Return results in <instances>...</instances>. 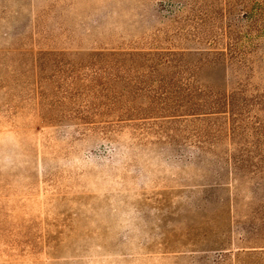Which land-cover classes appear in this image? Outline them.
<instances>
[{"label": "rangeland", "instance_id": "374dc122", "mask_svg": "<svg viewBox=\"0 0 264 264\" xmlns=\"http://www.w3.org/2000/svg\"><path fill=\"white\" fill-rule=\"evenodd\" d=\"M111 2L99 24L105 0H0V264H231L189 249L209 247L215 216L223 227L225 181L249 231L233 246L264 244V0ZM172 2L192 9L201 111L242 98L230 124L167 119L156 83L121 94L102 73L110 47L148 46V6Z\"/></svg>", "mask_w": 264, "mask_h": 264}, {"label": "trees", "instance_id": "16d2710c", "mask_svg": "<svg viewBox=\"0 0 264 264\" xmlns=\"http://www.w3.org/2000/svg\"><path fill=\"white\" fill-rule=\"evenodd\" d=\"M125 2L126 0H121V3ZM147 10V15L145 13L142 15L144 16L143 21L145 20L144 23L148 22L149 25L153 24L154 26L152 29L153 36L146 43L148 46L135 48L134 46H122L121 44L110 47V52L105 54L110 59L104 63L102 73H105L109 80L116 83L115 91H121V94L128 93L132 78L137 85L156 83V93L152 95V98L163 103V109L169 113L167 119H177L186 123L187 121L192 122L195 119L215 114L214 116H220L216 119L222 118L227 124L234 121L236 115L242 111V98L234 91L225 94L223 104L226 109L224 110L201 111L200 108L203 103H197L195 100L196 88L193 86L192 81L188 79V76H192L191 71L196 66V63L190 57L193 48L182 45L183 41L187 40L186 33H192L189 28L185 27L192 26L193 18L189 13L192 9L188 11V21L182 15L184 8L177 2L169 3L165 8H156L149 5ZM118 11L117 2L105 0L104 11H100L94 22L103 23L106 21L105 19L115 17ZM169 28H173V30L169 31ZM131 59L132 61L135 60V63L138 59L144 60L147 69L131 71ZM83 77L96 79V74H85ZM86 89L89 92L92 91V94H96V96L99 93L98 89H89L88 86H86ZM227 186L228 181H225L223 184L214 185L212 190L217 191L226 187L228 192L227 197H214L217 203L215 212L222 211L224 215L223 227L216 224L219 215L215 216L213 221H216V223L213 222L212 229L203 233L210 240L209 247L189 250L198 252L216 251L217 260L226 259L231 264L261 263L264 261V244L252 242V245L233 246L232 236L235 231L240 241L249 238L247 235L249 231L240 225L236 226L239 222V220H234L237 209L233 205L230 196L231 190ZM252 220L253 218L250 219L249 227L255 229L257 223L256 220Z\"/></svg>", "mask_w": 264, "mask_h": 264}]
</instances>
